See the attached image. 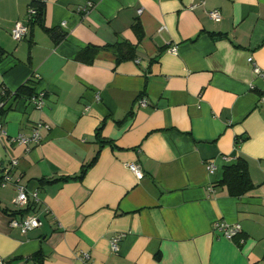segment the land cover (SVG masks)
I'll list each match as a JSON object with an SVG mask.
<instances>
[{"label": "crops", "instance_id": "obj_1", "mask_svg": "<svg viewBox=\"0 0 264 264\" xmlns=\"http://www.w3.org/2000/svg\"><path fill=\"white\" fill-rule=\"evenodd\" d=\"M38 3L42 25L13 40ZM122 41L133 57L105 48ZM249 58L264 72V0H0V88L29 84L45 103L20 93L0 111V178L16 160L12 180L49 210L23 235L9 225L14 182L0 186L5 264H264V73ZM39 122V143L12 139ZM238 159L253 188L234 196L220 181ZM218 220L241 233L218 237Z\"/></svg>", "mask_w": 264, "mask_h": 264}, {"label": "built area", "instance_id": "obj_2", "mask_svg": "<svg viewBox=\"0 0 264 264\" xmlns=\"http://www.w3.org/2000/svg\"><path fill=\"white\" fill-rule=\"evenodd\" d=\"M92 7V2H87L83 5L81 11L86 13L89 8ZM138 14H141L142 8H139L137 10ZM37 14V9L34 5H30L27 12H26V21L27 23H24L23 21L19 20L17 21L12 30H11V37L15 41H20L24 39L28 33H29V24L34 19V17ZM208 16L213 19L217 20L221 18V14L217 9L209 10ZM172 51L175 52L176 48H172ZM138 62V60H136ZM249 61L253 65V70L257 74H262V70L259 66L256 65L255 62L252 61V58H249ZM19 94L17 91L9 92L7 99L4 101L1 100L0 102V109H6L7 106V100L15 98ZM25 99L37 110H42L44 108V93H33L32 95H25L23 94ZM262 99H264V95H262ZM141 104H145L144 100L140 101ZM49 124H45L42 122L36 123L31 132L29 134H18L14 138H12L17 143L24 145L25 147H30L33 144L39 143L41 140L40 135V129L42 128H48ZM5 135V129L3 126V123L0 121V137ZM225 159H227L225 157ZM207 164V171L210 174H213L215 171V164L208 160L206 162ZM17 165L16 160L11 161V167L8 169H5L1 175L0 178V186L5 187L9 184H12L15 187L16 195L13 198V204L15 206V211L20 212L24 209L30 207V211L23 215H16L11 218L9 221V225L13 228L19 229L21 234L26 235L28 232L40 227L42 225V221L40 218L41 213H49V210L43 209L42 211L38 212V209L34 207V205H37L39 203V196L38 192L29 190L24 184H21L19 180H12L13 177V168ZM127 167L131 172L134 173V175L140 179L143 176L142 171L140 170V167L135 162H130L127 164ZM211 192L214 191V188L212 186H209L208 188ZM51 213V212H50ZM213 233H215L218 237L225 238L232 240L238 234L241 233V226L239 223H229L225 220H218L213 225ZM123 237V234H116L111 238V249L113 252H116L119 248V241ZM240 242H243L241 239ZM81 259L87 261L89 260L90 256L87 252H80L78 255ZM0 264H5V261L0 257ZM90 264V263H88Z\"/></svg>", "mask_w": 264, "mask_h": 264}, {"label": "trees", "instance_id": "obj_3", "mask_svg": "<svg viewBox=\"0 0 264 264\" xmlns=\"http://www.w3.org/2000/svg\"><path fill=\"white\" fill-rule=\"evenodd\" d=\"M36 7L37 9V14L34 17V19L31 21L30 24H40L42 25L43 22V16H44V4L38 3L32 4ZM53 36L55 37L56 40H59L63 38V34L59 32H54L52 31ZM107 49H112L118 54V59H124V58H131L133 57L135 47L126 41H122L120 43L114 44V45H107L105 46ZM97 47L95 46H87L82 52L78 54V59L82 60L84 62H89L93 59L94 53ZM33 79V78H31ZM33 82V81H30ZM32 86L29 84H24L21 86V88L17 91L18 94L20 93H25V95H32L34 91L32 90ZM0 93H1V100L5 101L8 97L9 91L6 90L5 88L1 87L0 88ZM3 109H0V111ZM241 139L237 140L240 141ZM221 185H226L229 193L234 196H240L249 191L251 188H253V184L250 180L249 174H248V168L245 160L243 159H238V161L234 164H231L229 166H226L222 179L220 181ZM30 207L24 209L23 211L20 212H12L11 216H16V215H23L26 214L30 211ZM35 257V256H34Z\"/></svg>", "mask_w": 264, "mask_h": 264}]
</instances>
